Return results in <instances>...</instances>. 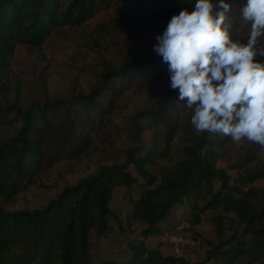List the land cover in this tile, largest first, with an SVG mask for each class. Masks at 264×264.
<instances>
[{"label": "trees", "instance_id": "16d2710c", "mask_svg": "<svg viewBox=\"0 0 264 264\" xmlns=\"http://www.w3.org/2000/svg\"><path fill=\"white\" fill-rule=\"evenodd\" d=\"M193 3L0 0V264H264V146L197 132L154 51ZM230 3L226 23L246 40L244 0ZM39 58L60 64L57 89L45 68L22 67ZM132 186L126 221L142 237L95 256L115 190ZM177 205L191 225L216 213L222 240L203 263L148 246Z\"/></svg>", "mask_w": 264, "mask_h": 264}, {"label": "clouds", "instance_id": "9594fccd", "mask_svg": "<svg viewBox=\"0 0 264 264\" xmlns=\"http://www.w3.org/2000/svg\"><path fill=\"white\" fill-rule=\"evenodd\" d=\"M230 9V0H194L191 10L171 16L154 51L197 132L264 146V0L240 8L246 40L226 23Z\"/></svg>", "mask_w": 264, "mask_h": 264}, {"label": "rangeland", "instance_id": "374dc122", "mask_svg": "<svg viewBox=\"0 0 264 264\" xmlns=\"http://www.w3.org/2000/svg\"><path fill=\"white\" fill-rule=\"evenodd\" d=\"M34 65L40 69H46L44 73L50 75L48 80L50 82L49 89H57L59 85L55 82L52 83L50 79H54L55 75L59 72L61 68L60 64L54 65V62L49 64L47 61L39 58L35 59L34 62L22 64V67L24 69L33 68ZM219 167H224L223 162L219 163ZM140 182H142L141 179ZM138 195L139 188L137 186H132L131 188L121 187L115 190L110 204V209L114 216L108 218L110 231L98 243V248L95 249V256L108 258L129 253L125 242L129 239L135 240L142 237L140 233L145 227L144 224L133 222L132 228H130L129 223L126 221V217L131 213L133 207L129 196L137 198ZM213 217H216V213L209 211L201 217V222L198 225H191L190 208L177 205L171 216L161 224L162 231L160 237H150L147 241L148 246L153 248L160 247L165 255H177V251L179 250L187 261L203 263L207 257V251L211 248L209 243L217 244L222 240L217 236L212 222ZM230 219L224 224L225 233L231 232L228 228L231 222ZM184 223L188 226H183ZM122 232L124 233L123 236L121 235ZM170 235H178L183 241H187V243L180 245L177 249L175 245L170 243ZM206 264H211V262H207Z\"/></svg>", "mask_w": 264, "mask_h": 264}, {"label": "built area", "instance_id": "2783aa9c", "mask_svg": "<svg viewBox=\"0 0 264 264\" xmlns=\"http://www.w3.org/2000/svg\"><path fill=\"white\" fill-rule=\"evenodd\" d=\"M169 241H170V243H172L173 245H175L177 249H178V247L180 245H182V244L184 245V244L187 243V241H183L181 239V237L178 236V235H171V236H169ZM181 255H182V253H180L179 250H178L177 251V256H181Z\"/></svg>", "mask_w": 264, "mask_h": 264}]
</instances>
